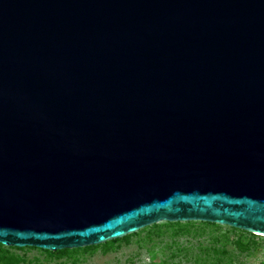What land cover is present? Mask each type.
Segmentation results:
<instances>
[{
	"label": "water",
	"instance_id": "95a60500",
	"mask_svg": "<svg viewBox=\"0 0 264 264\" xmlns=\"http://www.w3.org/2000/svg\"><path fill=\"white\" fill-rule=\"evenodd\" d=\"M160 221L264 236V0H0V244Z\"/></svg>",
	"mask_w": 264,
	"mask_h": 264
},
{
	"label": "rangeland",
	"instance_id": "374dc122",
	"mask_svg": "<svg viewBox=\"0 0 264 264\" xmlns=\"http://www.w3.org/2000/svg\"><path fill=\"white\" fill-rule=\"evenodd\" d=\"M167 222L145 226L127 241H107L106 248L105 242L90 245L95 247L87 250L68 249V255H50L31 246L22 249L2 246L19 258L17 264H264L263 249H237L235 241L239 235L242 242L252 244L253 237L246 233L202 221H186L190 222L187 224L178 221L180 227Z\"/></svg>",
	"mask_w": 264,
	"mask_h": 264
},
{
	"label": "trees",
	"instance_id": "16d2710c",
	"mask_svg": "<svg viewBox=\"0 0 264 264\" xmlns=\"http://www.w3.org/2000/svg\"><path fill=\"white\" fill-rule=\"evenodd\" d=\"M167 223L168 224H172L173 223V224L178 225V226L181 224L178 221H176V222H167ZM187 223H190V222H186L185 224H187ZM202 223H204L206 225H210V226H217V227L220 226L219 224L213 223V222L202 221ZM153 225L155 226L157 224L154 223ZM182 227L183 226H181V228ZM230 228L235 230V231L237 230V231H240L242 233H246V234L250 235V237H253L252 244H250L251 242H249V243L242 242L241 241L242 236L239 235V237H237V240L235 241V245H236V247H237V249L239 251H246L249 248H255V250L263 249L264 236L257 235V234H254V233H251V232H248V231H245V230H240V229H237V228H234V227H230ZM137 232L125 235L121 239H113V240L110 241V243H115V242H118L119 240L127 241L130 236L136 234ZM107 245H108V243L106 242L103 245V248H106ZM9 247H11V246H9ZM12 247H15V246H12ZM25 247H30V246H25ZM91 247H95V246H85L82 249L87 250V249H90ZM15 248L22 249L24 247H15ZM75 249L76 248H73L71 251H74ZM77 249H80V248H77ZM6 250H8V249L3 247L2 244H0V264H17L18 261H19V258L17 256L13 255L12 253H8V251H6ZM41 250L47 251L48 254H50V255H64V254L68 255L69 251H70L68 249H60V250H56V251H49V250H46V249H41Z\"/></svg>",
	"mask_w": 264,
	"mask_h": 264
},
{
	"label": "built area",
	"instance_id": "2783aa9c",
	"mask_svg": "<svg viewBox=\"0 0 264 264\" xmlns=\"http://www.w3.org/2000/svg\"><path fill=\"white\" fill-rule=\"evenodd\" d=\"M263 252H264V246H263Z\"/></svg>",
	"mask_w": 264,
	"mask_h": 264
}]
</instances>
